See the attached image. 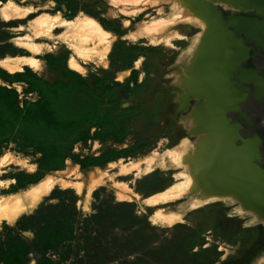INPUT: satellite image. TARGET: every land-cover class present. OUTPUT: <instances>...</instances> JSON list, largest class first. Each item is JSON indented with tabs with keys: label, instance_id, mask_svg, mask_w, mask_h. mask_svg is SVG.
<instances>
[{
	"label": "rangeland",
	"instance_id": "obj_1",
	"mask_svg": "<svg viewBox=\"0 0 264 264\" xmlns=\"http://www.w3.org/2000/svg\"><path fill=\"white\" fill-rule=\"evenodd\" d=\"M15 1L31 4L36 11L28 18L11 21L0 16V58L31 55L15 39L30 34L22 25L29 26L44 12H60L67 18L87 13L99 19L114 37L107 64L80 58L86 67L84 73L70 67L69 60L74 54L61 39L43 40L53 46L38 56L45 66L43 72L29 67L9 72L0 66V85L17 90L22 106L25 101L41 98L40 92L29 83L35 75L51 83H62L54 103L63 115L97 105L101 117L90 128L86 140L73 143L74 156L66 157L59 168L46 172L40 169L42 153L26 146L22 134L0 142V157L11 154L36 166L33 172L14 160L2 166L0 196L26 189L47 174H61L60 177L70 181L66 186L57 184L32 212L22 214L14 222L1 221L3 240L13 228V235L19 234L32 245L26 264H255L262 258L264 222L252 221L250 216L236 212V203L210 201L186 209L182 221L157 224L151 216L158 209L175 210L189 200L186 197L159 204L147 201L173 186L179 180L174 178L175 173L182 168L157 167L135 176L136 167H122L131 162L145 167L143 161L150 154L163 153L185 137L196 139L198 132L208 127L204 114L196 107L200 102L205 105L207 101L213 107L215 103L193 91L197 83L187 81L194 71L193 64L184 59L200 27L191 22L174 24L170 29L178 31L183 38L171 35L170 44L166 42V35L165 40L153 43L141 33L144 22L154 17L168 19L176 14L178 10L172 6L176 0L154 7L127 6L128 11L140 9L136 15L125 13L122 5L115 6L109 0ZM213 5L223 15L231 11L244 13L243 9L229 7L224 0H216ZM255 12L259 11L252 10L250 14L258 15ZM125 20L129 21L128 26ZM249 49L252 54L245 57L241 66L259 68V73L264 75L263 56L256 53L255 44L247 52ZM229 81L240 96L237 105L226 110V115L230 121L239 123L242 134L257 139L260 161L256 163L264 166V94L258 97L252 83L242 89L235 87L234 77ZM232 108L240 109L231 111L236 110ZM195 115L203 117L200 118L203 124L198 128L191 122ZM22 127L48 143L57 139L42 128L26 124ZM73 171L81 172L82 176L78 178ZM97 172L102 174L101 183L90 188V176ZM79 183L83 185L82 190L78 188ZM31 215L38 216L31 218ZM54 233L61 236L59 242L53 239ZM37 234L42 237L39 247ZM45 240L49 242L46 244Z\"/></svg>",
	"mask_w": 264,
	"mask_h": 264
},
{
	"label": "bare ground",
	"instance_id": "obj_2",
	"mask_svg": "<svg viewBox=\"0 0 264 264\" xmlns=\"http://www.w3.org/2000/svg\"><path fill=\"white\" fill-rule=\"evenodd\" d=\"M109 1L118 7L122 5L125 13L136 15L141 11L136 9L140 4L154 7L171 0ZM215 1H173L172 6L178 10L177 13L168 19H157L154 17L150 21L144 22L140 27L141 33L153 43L165 40L164 35H166L168 36L166 37V42L170 44L169 36L177 34L178 37H182L178 31L176 33L170 29L174 24L191 22L198 25L201 30L192 39L184 59H188V63L192 62L193 66H191V69H194V72L197 70L201 73L200 70H203V78L194 75L193 77L196 78L191 77L187 81L190 83L192 80V82L194 81L193 84L195 82L198 84H195L197 85L196 87L194 86L195 89L193 91L195 93L197 92L201 96L218 102V104L226 103L229 99L236 104L240 95L233 90V84L229 81L231 74L228 73L230 71L226 73L225 67L230 66L231 70H236L235 67H231L230 63L232 61L239 62L244 49L239 44V41H231V34L222 29L219 14L213 8ZM224 1L232 8L255 9L264 14V7L260 6V4H264V0ZM132 5L136 7L135 10L128 11L126 9L127 6ZM35 11L36 8L31 4L21 5L15 0L0 2V16L6 21L28 18ZM160 11L163 12V9L161 8ZM113 12L117 14L116 11ZM125 24L128 26L129 21L125 20ZM21 28L28 29L31 33L25 37L15 39V42L28 49L31 55H6L1 57L0 66L9 72L21 71L24 67H29L39 73L45 71L44 63L38 56L50 51L53 46L43 40L53 41L61 39L74 54L69 60L70 67L75 71L84 73L86 72V67L81 63L80 58L107 64L114 41L111 31L99 19L87 13H79L74 18H67L60 12L54 14L44 12L33 19L29 26L22 25ZM58 28L63 31L57 33L56 30ZM215 41L224 42L230 47L234 45L236 50L235 52L230 50L232 54L230 57L223 56L224 53L221 55L222 50H220V47L218 48V46L214 45ZM262 80L263 83L259 80L255 81L259 89H264V78ZM204 106L200 110L201 114L206 117V112H208L216 118L215 120L212 118L213 121L209 122L204 118L208 127L200 129L201 132H198V134L200 133L198 138L191 140L185 137L178 145L165 150L163 153L155 151L143 161L145 167L141 165L142 163L136 164L133 162L122 167L125 169L136 167L135 176H140L157 167L163 169L172 166L179 169L182 168L181 171L175 173L174 178L179 180L173 186L162 193L151 196L147 201L159 204L186 197L189 200L184 204L182 203L183 206L175 210L158 209L151 216V220L154 223L169 225L182 221L186 209L200 207L214 200L236 203L237 205L234 208L236 212L250 216L252 221L264 222V189L255 187L256 183H258L257 178H250L260 168L254 162V158L256 156L257 158L259 157L257 139L244 140L243 144L238 146L236 143L240 138L238 125L224 117L218 120V114L211 111L214 110L213 106L207 103ZM222 113L223 115L225 114L224 112ZM200 118L203 117L195 115L193 121H191L195 128H198L200 123L203 122ZM13 160L22 164L31 172L36 168L34 164H29L21 158L15 159L11 154L0 157V168ZM74 174L78 178L82 176V173L78 171ZM101 175V173H94L90 176V188L98 182L101 183ZM60 176L47 174L43 179L26 189L1 195L0 223L2 220L14 222L22 214L32 212L57 184L62 183V185L66 186L68 182L70 183V181ZM124 186H128L127 183L124 182ZM82 187V183H79V190H82ZM255 264H264V256L258 259Z\"/></svg>",
	"mask_w": 264,
	"mask_h": 264
},
{
	"label": "trees",
	"instance_id": "obj_3",
	"mask_svg": "<svg viewBox=\"0 0 264 264\" xmlns=\"http://www.w3.org/2000/svg\"><path fill=\"white\" fill-rule=\"evenodd\" d=\"M29 83L33 85L34 90L40 92L41 98L37 101H25L23 106L20 104L17 90L0 85V142L9 140L13 135L22 134L26 146H32L42 153L40 169L46 172L59 168L66 157L74 156L73 143L86 140L90 128L98 124L101 117L97 105L93 108L81 109L73 115H63L54 103L60 95L61 82L51 83L34 75V81ZM22 124L42 128L55 135L57 139L48 143L46 139L38 138L28 129L23 128ZM100 133L99 131L98 134ZM36 216L38 215L30 217ZM12 229L10 228L6 233L7 239L3 240L0 233V264H26L32 245L19 234L13 235ZM58 234L52 235L53 239L59 242L61 236ZM37 237L36 245L39 247L42 237L39 234ZM46 241L48 240H45L47 244ZM50 245L47 246L49 249Z\"/></svg>",
	"mask_w": 264,
	"mask_h": 264
},
{
	"label": "water",
	"instance_id": "obj_4",
	"mask_svg": "<svg viewBox=\"0 0 264 264\" xmlns=\"http://www.w3.org/2000/svg\"><path fill=\"white\" fill-rule=\"evenodd\" d=\"M261 7H264V4H260ZM219 14L221 25L226 32H229L231 36L237 40H240L243 45L248 48L249 45L255 44L258 47V52L264 56V15H251L242 12H229L226 15H223V12L220 9H217ZM242 69H244L242 71ZM245 71V72H244ZM259 68H239L238 72L232 73V77L237 81L235 87H246L245 84L252 83L256 88V94L258 97L264 94V89H259L256 85L255 75H261ZM246 75L245 76L242 75ZM247 74H250L247 75ZM239 111L240 108H232ZM239 125V123L232 121ZM240 127V125H239ZM251 175V174H250ZM250 178H257L255 187L264 189V167L260 168L254 172ZM259 180V181H258Z\"/></svg>",
	"mask_w": 264,
	"mask_h": 264
},
{
	"label": "flooded vegetation",
	"instance_id": "obj_5",
	"mask_svg": "<svg viewBox=\"0 0 264 264\" xmlns=\"http://www.w3.org/2000/svg\"><path fill=\"white\" fill-rule=\"evenodd\" d=\"M219 7V6H218ZM220 8V7H219ZM230 9V8H229ZM244 11H247V10H249V11H247V14H250V13H252V10H255V9H243ZM260 12V11H259ZM259 12H255V13H257L258 15H264L262 12H260V13H262V14H259ZM246 13V12H245ZM252 15V14H251ZM220 27V26H219ZM222 29H223V27H222ZM229 33V32H228ZM230 34V33H229ZM232 37V36H231ZM230 37V40L232 41H239V44L242 46V48L244 49V53H243V55L241 56L242 58L240 59V61L239 62H235V61H232L230 64H231V67H235L236 68V70H231V68H230V66H226L225 67V71H226V73H227V71H230L228 74H231V77H232V73H234V72H238V70H239V68H243L242 66H241V63L243 62V60L245 59V57H250L251 56V54H252V52H251V49H249L248 50V52H247V48L243 45V43L240 41V40H237V39H235V38H231ZM235 44V43H234ZM214 45H216V47L218 46V48L220 47V50H222L221 51V55L223 54V56L224 55H226L227 57H230L232 54L230 53V50H231V52H235V46L233 45H231V47L229 46V45H226L224 42L223 43H219L218 41H215L214 42ZM252 45V44H251ZM251 45H249V46H251ZM248 46V47H249ZM258 48V47H257ZM227 50V51H226ZM226 51V52H225ZM256 53H259L258 52V50H257V52ZM260 54V53H259ZM262 55V54H261ZM263 56V55H262ZM263 58H264V56H263ZM219 66V65H218ZM244 68H252V67H244ZM254 68V67H253ZM262 68V67H261ZM194 70V69H193ZM244 69H242V71H243ZM201 71V73H199L197 70H196V72H192L191 73V77H193L194 75L196 76V77H201V78H203V76H202V71L203 70H200ZM245 72V71H244ZM244 72H242V75L243 76H245L244 78H246V75H244L243 73ZM197 73H199L198 75H197ZM247 75H249L250 76V74H247ZM196 77H194V78H196ZM262 78H264V75H255V79L256 80H259L260 82H262L263 83V80H262ZM198 85V84H197ZM196 85V86H197ZM190 86H192V85H190ZM195 86V87H196ZM205 87V86H204ZM237 88H240V87H237ZM242 89H244L245 87H241ZM195 88L193 87V90H194ZM201 92V91H200ZM248 92V91H247ZM197 93V92H196ZM248 94V93H247ZM203 97V96H202ZM216 97V96H215ZM209 102L211 101L212 103H215V105H214V107H212L214 110H211V111H213V112H215L216 114H218V120L219 119H223V117L224 118H226V119H229L230 120V118H228V116L226 115V110L228 109V108H230V107H232V106H234L235 105V103H233V101L231 100V99H229V101H227L226 103H222V104H218V102H215V101H212V100H210V99H208L207 97H205ZM227 99V98H226ZM242 101H244V98H242L241 99ZM241 101V102H242ZM204 103H207V101H205ZM233 103V104H232ZM209 104V103H208ZM205 106L200 102V103H198L197 104V107H196V109H198L199 111L201 110V108H204ZM202 110H204V109H202ZM222 112H224L225 114L223 115V113ZM221 116V117H220ZM207 120H208V122L209 121H213L212 120V118H214V120H215V118L216 117H214L213 115H211L210 113H208V112H206V117H205ZM232 123V122H231ZM240 128V127H239ZM238 128V129H239ZM240 130V134H241V136H240V138L236 141V143H237V145L238 146H241V144H243L242 142L244 141V140H247V139H251V138H249V137H247V136H245L244 134H242L241 133V129H239ZM259 145L260 144H258V152H259ZM258 155H259V153H258ZM260 159V155H259V157L257 158V156L254 158V162L256 163V161H260L259 160ZM257 164V166H260V165H258L259 163H256ZM264 167V166H263Z\"/></svg>",
	"mask_w": 264,
	"mask_h": 264
}]
</instances>
